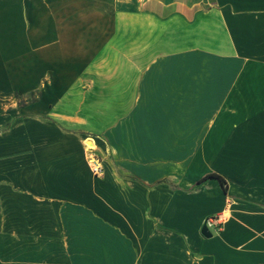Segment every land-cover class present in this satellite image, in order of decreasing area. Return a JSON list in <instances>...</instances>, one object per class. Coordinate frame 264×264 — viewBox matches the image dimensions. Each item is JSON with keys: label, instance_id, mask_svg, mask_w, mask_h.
<instances>
[{"label": "crops", "instance_id": "obj_1", "mask_svg": "<svg viewBox=\"0 0 264 264\" xmlns=\"http://www.w3.org/2000/svg\"><path fill=\"white\" fill-rule=\"evenodd\" d=\"M16 90L0 264H264V0H0Z\"/></svg>", "mask_w": 264, "mask_h": 264}, {"label": "rangeland", "instance_id": "obj_2", "mask_svg": "<svg viewBox=\"0 0 264 264\" xmlns=\"http://www.w3.org/2000/svg\"><path fill=\"white\" fill-rule=\"evenodd\" d=\"M37 97L38 91L16 90L0 94V133L12 129L21 116L18 113L19 107L33 102ZM98 155L102 158L101 154Z\"/></svg>", "mask_w": 264, "mask_h": 264}, {"label": "built area", "instance_id": "obj_3", "mask_svg": "<svg viewBox=\"0 0 264 264\" xmlns=\"http://www.w3.org/2000/svg\"><path fill=\"white\" fill-rule=\"evenodd\" d=\"M86 160L91 173L95 176H100L103 173V162L102 158L98 155L95 148L91 145H87ZM224 221V216L222 213H216L209 215L205 218L204 223L209 230L215 232L219 231L222 223Z\"/></svg>", "mask_w": 264, "mask_h": 264}, {"label": "trees", "instance_id": "obj_4", "mask_svg": "<svg viewBox=\"0 0 264 264\" xmlns=\"http://www.w3.org/2000/svg\"><path fill=\"white\" fill-rule=\"evenodd\" d=\"M211 178H214V179H217L220 186L222 187V190L224 192L227 191V188H226V180L224 179L223 176H221L220 174L216 173V172H208L206 174H204L201 178H199L197 180V183H200L204 180H207V179H211Z\"/></svg>", "mask_w": 264, "mask_h": 264}, {"label": "water", "instance_id": "obj_5", "mask_svg": "<svg viewBox=\"0 0 264 264\" xmlns=\"http://www.w3.org/2000/svg\"><path fill=\"white\" fill-rule=\"evenodd\" d=\"M201 232L205 235V236H210L211 232L210 230L207 228L206 224L204 223L201 227Z\"/></svg>", "mask_w": 264, "mask_h": 264}]
</instances>
